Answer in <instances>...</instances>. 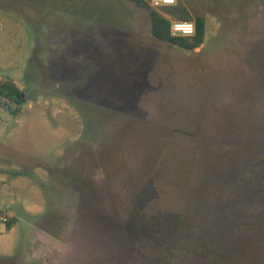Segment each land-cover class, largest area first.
Here are the masks:
<instances>
[{
	"label": "rangeland",
	"instance_id": "1",
	"mask_svg": "<svg viewBox=\"0 0 264 264\" xmlns=\"http://www.w3.org/2000/svg\"><path fill=\"white\" fill-rule=\"evenodd\" d=\"M152 8L0 0V264H264V0Z\"/></svg>",
	"mask_w": 264,
	"mask_h": 264
},
{
	"label": "trees",
	"instance_id": "2",
	"mask_svg": "<svg viewBox=\"0 0 264 264\" xmlns=\"http://www.w3.org/2000/svg\"><path fill=\"white\" fill-rule=\"evenodd\" d=\"M137 7L148 11L152 23V35L155 39L177 46L187 51H193L205 42L206 37V19L196 17V34L193 37H172L170 34V20L161 13L154 10L145 0H129ZM168 14L170 13L167 11ZM178 21L188 22L190 19L185 15H175ZM22 91L13 83H0V100L5 98L12 102L20 104ZM16 112H19L17 109ZM10 229V227H9Z\"/></svg>",
	"mask_w": 264,
	"mask_h": 264
},
{
	"label": "built area",
	"instance_id": "3",
	"mask_svg": "<svg viewBox=\"0 0 264 264\" xmlns=\"http://www.w3.org/2000/svg\"><path fill=\"white\" fill-rule=\"evenodd\" d=\"M178 0H151L154 8L175 6ZM172 37H193L196 34V24L192 22L170 21Z\"/></svg>",
	"mask_w": 264,
	"mask_h": 264
}]
</instances>
